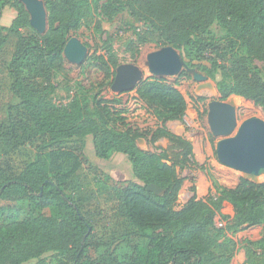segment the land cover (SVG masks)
<instances>
[{
    "label": "trees",
    "instance_id": "obj_1",
    "mask_svg": "<svg viewBox=\"0 0 264 264\" xmlns=\"http://www.w3.org/2000/svg\"><path fill=\"white\" fill-rule=\"evenodd\" d=\"M43 1L48 30L44 35L36 31L35 36H26L21 29L32 26L25 6L20 0H0V16L7 5L18 13L11 26H0V50L10 38L17 39L12 59L0 70V94L12 96L0 121V202H29L42 210L55 205L60 215L36 216L29 210L2 207L0 264L42 262L48 254L67 260L59 264H231L235 243L229 232L261 226V238L245 243L244 264H264V183L240 178L235 187L228 188L210 175L212 187L207 196L199 198L193 186L192 198L177 208L185 181L178 171L190 169L195 154L190 141L166 127L170 121L186 125L188 104L176 84L152 77L133 90L161 125L144 131L125 126L124 121L125 129L116 128L109 105L118 101L104 100L98 94L92 97L88 91L81 96L71 91L67 102L52 101L30 78L33 66L41 68L47 80L63 68L65 46L94 5L109 22L125 11L143 22L145 29L136 32L138 43L157 41L179 50L186 64L216 80L220 101L241 97L264 114V75L254 64L264 63V0ZM215 23L225 29L235 50L229 66L206 58L217 47L211 32ZM241 48L244 54L239 53ZM100 60L113 83L116 72L112 68L116 70L119 64L115 59ZM181 75L190 78L186 71ZM89 137L98 159L107 161L119 153L131 164V179L105 176L121 217L140 233L133 254L121 260L89 256L91 223L66 192L68 183L88 162ZM139 139L152 145L153 152L142 150ZM161 140L168 141L166 148L156 146ZM28 146L35 158L20 171L3 163L10 151ZM151 184L165 192L157 196L148 191ZM225 203L234 214L227 224L218 221V217L228 219L223 215Z\"/></svg>",
    "mask_w": 264,
    "mask_h": 264
},
{
    "label": "rangeland",
    "instance_id": "obj_2",
    "mask_svg": "<svg viewBox=\"0 0 264 264\" xmlns=\"http://www.w3.org/2000/svg\"><path fill=\"white\" fill-rule=\"evenodd\" d=\"M17 16L18 13L15 9L10 5L5 6L1 12L0 26H11ZM144 29V23L133 19L127 11L109 22L92 5L91 12L85 19L83 26L79 31L71 34L72 37L78 38L87 46L88 55L85 62L77 66L66 60L63 68L54 73L49 80L42 75L43 71L41 68L33 66L32 70L34 72H31L30 78L52 101L57 99L61 102H67L70 99L68 96L71 91H74L76 96H81L85 91H88V94L92 97L98 94L99 98L104 100L118 101L120 103L109 105L114 111L111 118L116 120L115 126L117 129H125V124V126L129 125L140 130L153 131L154 125L146 115H139L138 117L141 120H134L137 118L136 116H128L130 112L140 109V107H137L139 103L135 101L137 94L135 91L122 94L114 93L111 90L112 78H108L106 67L100 60L103 57L107 62L115 59L119 65H137L144 73L143 80L155 77L149 72L147 56L163 48V46L157 41L139 44L136 32ZM21 31L26 36H35L37 34L32 27H23ZM211 32L217 47L207 53L208 62L217 58L218 61L229 66L231 61L228 59L235 54V50L228 43L227 32L218 23L211 27ZM16 42L17 39L12 37L0 50V70L12 59ZM179 53L181 54L180 51ZM239 53L244 54V48H241ZM225 57L227 59L224 62ZM254 64L264 75V63L255 61ZM188 69H194L195 72L208 77L206 72L198 71L188 64H186L181 73L186 71L190 74V78H186L185 75L179 76L181 73L177 76L164 77L170 83L176 84L187 100L186 125H183L185 131L182 136L192 143L195 154L194 165L190 169L178 171L179 175L185 179L178 201L180 203L177 205L178 209L183 202H186L188 197L192 196L191 189L193 186L199 187L205 192L207 191V186L212 187L209 179L210 175H213L221 185L228 188L235 187L239 183L240 178H246L255 183H264V172L259 177H250L226 167L218 161L216 145L220 138H215L212 135L207 120L208 104L220 99L216 88V80L208 77L206 81H196L193 72L188 71ZM113 71L116 72L112 68ZM219 79L220 76L217 75V80ZM199 98H203V101H199ZM11 100L12 96L10 94H0V121L5 118L7 105ZM226 102L236 108L238 126L250 117L264 118L261 109L244 98L232 96ZM129 103H132V105H129ZM140 125L144 126L141 127ZM156 146L162 147L161 144ZM147 147L152 151L154 150L152 145L148 143ZM85 156L88 162L83 164L79 173L68 183L66 192L82 207L84 216L91 223L92 235L88 254L92 259L102 255L115 260L127 258L135 251L139 243L140 233L126 219L121 217L118 201L112 191V185L107 182L105 176L111 174L115 179H131V164L126 156L119 153L113 154L112 158L107 161L98 159L90 137L88 138ZM34 158L35 151L28 146L20 151H10L8 156H4L3 163L20 171ZM8 206L21 209L22 211L29 210L36 216L42 213L56 217L60 215L55 205H50L42 210L40 206H33L29 202H0V209ZM223 215L228 219L218 217V221L219 223L227 224L231 221L234 214L230 207H224ZM262 230L263 227L261 226L236 233L229 232L228 236L235 243V254L231 264H244L242 259L246 241L260 239ZM63 261L67 260L55 254H48L43 257L42 262L32 261L26 264H59Z\"/></svg>",
    "mask_w": 264,
    "mask_h": 264
},
{
    "label": "water",
    "instance_id": "obj_3",
    "mask_svg": "<svg viewBox=\"0 0 264 264\" xmlns=\"http://www.w3.org/2000/svg\"><path fill=\"white\" fill-rule=\"evenodd\" d=\"M30 16L31 26L44 35L48 29V13L43 0H20ZM88 48L78 38L72 37L65 46L64 57L73 65H82ZM149 72L155 77H172L181 73L186 63L177 49L163 47L147 56ZM193 72L196 81L208 77ZM144 73L139 66L122 64L116 69L111 85L114 93L122 94L136 89ZM208 124L212 135L220 138L216 145L218 161L231 169L250 177H259L264 172V118L250 117L238 126L236 108L226 101L215 100L208 104ZM148 191L161 196L165 190L155 184Z\"/></svg>",
    "mask_w": 264,
    "mask_h": 264
},
{
    "label": "crops",
    "instance_id": "obj_4",
    "mask_svg": "<svg viewBox=\"0 0 264 264\" xmlns=\"http://www.w3.org/2000/svg\"><path fill=\"white\" fill-rule=\"evenodd\" d=\"M137 103V107H140V109L136 110L135 112H130L128 114V116H136L137 118H135L134 120H141L138 116L139 115H146V117H149L150 118V121H152V124L154 125V130L157 129L158 127H160V123L157 121V119L151 115V113L148 112V109L146 108L145 104L143 102H141L138 97L137 99L135 100ZM129 105H132V103ZM141 127H143L144 125H140ZM166 127L169 131H171L172 133L176 134V135H179V136H182L183 135V132L185 131L184 129V126L182 123L178 122V121H170L166 124ZM142 130V129H141ZM138 143V146L142 149V150H145V151H151L153 152L152 150L148 149L147 147V142L144 140V139H139L137 141ZM161 144L162 145V148H166L168 146V141L167 140H161L159 143H157V145ZM146 146V147H145ZM184 187V186H183ZM233 188V187H231ZM210 189V186H207V191L205 192L204 190H201L199 187H197V195L199 198H205L207 196V193H208V190ZM193 196V194H192ZM191 197H188L186 202H183L180 206V208L186 204L191 198ZM180 203V202H178ZM224 207H230L231 208V205L228 204V203H225ZM232 209V208H231ZM243 263L245 262V252H243Z\"/></svg>",
    "mask_w": 264,
    "mask_h": 264
},
{
    "label": "bare ground",
    "instance_id": "obj_5",
    "mask_svg": "<svg viewBox=\"0 0 264 264\" xmlns=\"http://www.w3.org/2000/svg\"><path fill=\"white\" fill-rule=\"evenodd\" d=\"M259 115L261 116V114L259 113Z\"/></svg>",
    "mask_w": 264,
    "mask_h": 264
},
{
    "label": "built area",
    "instance_id": "obj_6",
    "mask_svg": "<svg viewBox=\"0 0 264 264\" xmlns=\"http://www.w3.org/2000/svg\"><path fill=\"white\" fill-rule=\"evenodd\" d=\"M220 225V224H219Z\"/></svg>",
    "mask_w": 264,
    "mask_h": 264
}]
</instances>
